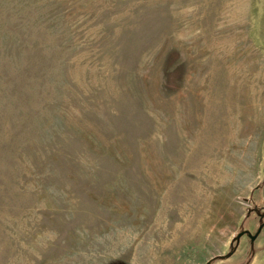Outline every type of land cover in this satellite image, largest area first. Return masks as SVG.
Returning <instances> with one entry per match:
<instances>
[{
  "label": "rangeland",
  "instance_id": "374dc122",
  "mask_svg": "<svg viewBox=\"0 0 264 264\" xmlns=\"http://www.w3.org/2000/svg\"><path fill=\"white\" fill-rule=\"evenodd\" d=\"M207 262L264 264V0H0V264Z\"/></svg>",
  "mask_w": 264,
  "mask_h": 264
},
{
  "label": "water",
  "instance_id": "95a60500",
  "mask_svg": "<svg viewBox=\"0 0 264 264\" xmlns=\"http://www.w3.org/2000/svg\"><path fill=\"white\" fill-rule=\"evenodd\" d=\"M262 228H263V226H260V228L257 230V232H256L255 234H252L251 232H249V231H247V230L242 231V232H240V233L238 234L237 238H241V237H243L244 235H248L249 238H250L252 241H254V240L259 236V234L261 233ZM207 264H211V262H207Z\"/></svg>",
  "mask_w": 264,
  "mask_h": 264
}]
</instances>
